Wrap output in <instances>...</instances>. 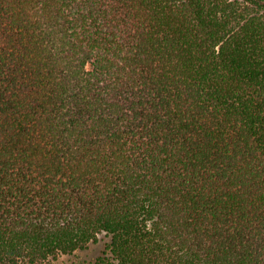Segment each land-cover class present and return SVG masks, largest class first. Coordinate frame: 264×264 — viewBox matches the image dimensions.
Returning <instances> with one entry per match:
<instances>
[{"label":"trees","instance_id":"trees-1","mask_svg":"<svg viewBox=\"0 0 264 264\" xmlns=\"http://www.w3.org/2000/svg\"><path fill=\"white\" fill-rule=\"evenodd\" d=\"M264 264V0H0V264Z\"/></svg>","mask_w":264,"mask_h":264},{"label":"rangeland","instance_id":"rangeland-1","mask_svg":"<svg viewBox=\"0 0 264 264\" xmlns=\"http://www.w3.org/2000/svg\"><path fill=\"white\" fill-rule=\"evenodd\" d=\"M109 237L101 235L98 241L91 243L87 249L79 250L71 255H63L47 264H93L103 255Z\"/></svg>","mask_w":264,"mask_h":264}]
</instances>
